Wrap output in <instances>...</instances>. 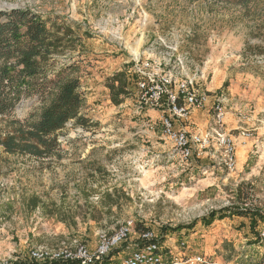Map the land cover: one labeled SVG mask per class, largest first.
Wrapping results in <instances>:
<instances>
[{"label": "rangeland", "instance_id": "374dc122", "mask_svg": "<svg viewBox=\"0 0 264 264\" xmlns=\"http://www.w3.org/2000/svg\"><path fill=\"white\" fill-rule=\"evenodd\" d=\"M3 4L60 17L79 29L82 45L57 57L56 65L80 67L82 114L90 124L84 129L69 123L59 135L57 156L50 158L8 155L0 146V264L31 262L35 247L82 244L94 252L101 234L114 233L127 220L135 222L130 245L152 231L175 256L183 240L184 253L204 254L215 264L264 262V224L254 231L247 218L200 222L234 206L264 211V55H256L264 51V0L252 16L218 0ZM146 60L167 65L177 80L193 78L209 97L208 125L200 133L213 125L214 104L222 103L225 130L236 144L234 171L219 156L183 162L163 139L162 113L140 111L133 85L122 105L112 104L105 80ZM38 105L37 98L23 100L10 116H0V129L8 119L24 120ZM33 198L40 202L36 209ZM194 222L192 232L178 231Z\"/></svg>", "mask_w": 264, "mask_h": 264}, {"label": "trees", "instance_id": "16d2710c", "mask_svg": "<svg viewBox=\"0 0 264 264\" xmlns=\"http://www.w3.org/2000/svg\"><path fill=\"white\" fill-rule=\"evenodd\" d=\"M218 1L240 7L244 9V15L252 16L259 11L261 0ZM77 30L60 17L44 16L29 8L0 11V116H10L25 99L37 98L40 103L32 109L36 112H31L24 120L5 121L4 131L0 129V146L6 154L38 159L57 156L59 135L69 123L89 128L90 120L82 114L86 98L78 76L80 67L77 63L56 65L57 57L65 56L82 45V38L76 35ZM84 37L90 38L88 34ZM256 55H264V51L259 49ZM136 79L124 70L116 71L105 80L113 105L120 106L131 96L130 86L135 88ZM237 195H241L240 190H237ZM39 204L37 198L32 199V208L36 209ZM1 215L0 207V218ZM235 217L249 219L254 231L264 224V211L236 206L212 211L200 222L211 226L215 220ZM196 226L197 222H194L179 227L178 231L190 233ZM129 245L125 243L113 250L101 264H110L113 256L123 252L130 254L140 247ZM13 264L49 263L31 260Z\"/></svg>", "mask_w": 264, "mask_h": 264}, {"label": "built area", "instance_id": "2783aa9c", "mask_svg": "<svg viewBox=\"0 0 264 264\" xmlns=\"http://www.w3.org/2000/svg\"><path fill=\"white\" fill-rule=\"evenodd\" d=\"M167 66V65H166ZM165 65L151 60L137 63L129 71L134 82L138 109L140 111H158L162 113L161 125L163 139L171 144L187 165L197 156L205 155L211 159L221 158L223 166L230 172L236 167V144L234 137L225 130V111L222 103L214 104L213 125L203 133H190L186 129H177L176 123L188 124L195 110L206 108L209 97L196 88L193 78L177 80ZM244 137L248 134L243 133ZM135 232V222L127 220L112 234H101L94 252L79 244L74 249L35 247L29 253V259L49 264H101L104 258L130 242ZM264 245V230L260 233ZM179 255L166 253L156 240L152 231L142 232L135 245L140 247L130 254L121 253L110 264H215L204 254H186L185 241L179 240ZM181 251V252H180ZM261 264H264L261 263Z\"/></svg>", "mask_w": 264, "mask_h": 264}, {"label": "crops", "instance_id": "0c3cea01", "mask_svg": "<svg viewBox=\"0 0 264 264\" xmlns=\"http://www.w3.org/2000/svg\"><path fill=\"white\" fill-rule=\"evenodd\" d=\"M207 106H209V102ZM207 106L205 108L206 110H207ZM205 109L195 110L192 113L191 122H189L188 124H183L181 127L177 125V129H186L188 132L192 134L197 132L200 133V131H203V129H205L208 125V118H209L208 112Z\"/></svg>", "mask_w": 264, "mask_h": 264}, {"label": "water", "instance_id": "95a60500", "mask_svg": "<svg viewBox=\"0 0 264 264\" xmlns=\"http://www.w3.org/2000/svg\"><path fill=\"white\" fill-rule=\"evenodd\" d=\"M6 9L13 10V9H18V8L14 6H8L7 4L0 5V11H5Z\"/></svg>", "mask_w": 264, "mask_h": 264}, {"label": "bare ground", "instance_id": "6f19581e", "mask_svg": "<svg viewBox=\"0 0 264 264\" xmlns=\"http://www.w3.org/2000/svg\"><path fill=\"white\" fill-rule=\"evenodd\" d=\"M133 51V54H134V57L136 60H139V57H140V53L137 49H132Z\"/></svg>", "mask_w": 264, "mask_h": 264}]
</instances>
